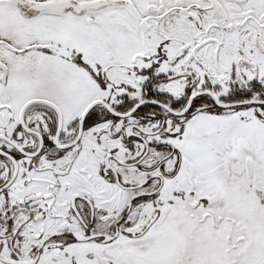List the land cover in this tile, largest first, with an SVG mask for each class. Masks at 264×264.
Masks as SVG:
<instances>
[{"label": "snow or ice", "instance_id": "obj_1", "mask_svg": "<svg viewBox=\"0 0 264 264\" xmlns=\"http://www.w3.org/2000/svg\"><path fill=\"white\" fill-rule=\"evenodd\" d=\"M0 264H264V0H0Z\"/></svg>", "mask_w": 264, "mask_h": 264}]
</instances>
